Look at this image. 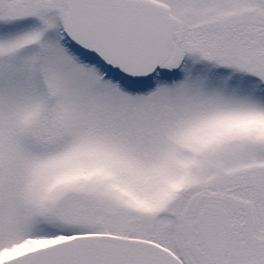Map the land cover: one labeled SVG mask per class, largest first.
Listing matches in <instances>:
<instances>
[{
  "label": "snow or ice",
  "instance_id": "1",
  "mask_svg": "<svg viewBox=\"0 0 264 264\" xmlns=\"http://www.w3.org/2000/svg\"><path fill=\"white\" fill-rule=\"evenodd\" d=\"M0 264H264V0H0Z\"/></svg>",
  "mask_w": 264,
  "mask_h": 264
}]
</instances>
